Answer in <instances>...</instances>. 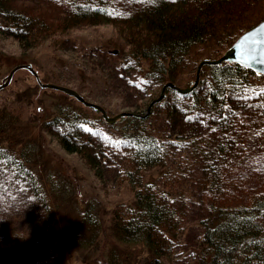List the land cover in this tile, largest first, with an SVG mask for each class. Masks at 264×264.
<instances>
[{
  "label": "trees",
  "instance_id": "obj_1",
  "mask_svg": "<svg viewBox=\"0 0 264 264\" xmlns=\"http://www.w3.org/2000/svg\"><path fill=\"white\" fill-rule=\"evenodd\" d=\"M263 18V0H0V39L11 38L24 51L49 40L64 47L66 34L76 27L114 25L119 41L107 44L123 60L121 77L130 102L125 107L143 114L166 82L181 86V70L197 46L214 43L213 51L221 55ZM33 87L20 92L21 104L24 96L30 100ZM56 92L64 100L53 114L45 109L35 125L65 151L78 154L101 181L113 173L135 191L134 205L122 206L125 210L117 209L112 217L119 241L142 245L150 264H165L162 258L171 255L184 232L183 213L174 196L148 181L145 172L167 168L173 159L175 170H166H171L167 181L190 179L210 192L197 238L209 264H264L263 74L236 62L205 65L191 92L167 87L149 116L113 125L76 105L74 97ZM1 99L0 177L10 171L46 206L45 237L19 236L26 264H60L55 243L47 240L54 225L44 194L48 188L31 167L35 136L23 131L20 113ZM261 165L257 184L250 185ZM80 213L68 237L88 247L99 236L100 217L91 203ZM109 260L121 264L115 255Z\"/></svg>",
  "mask_w": 264,
  "mask_h": 264
},
{
  "label": "rangeland",
  "instance_id": "obj_2",
  "mask_svg": "<svg viewBox=\"0 0 264 264\" xmlns=\"http://www.w3.org/2000/svg\"><path fill=\"white\" fill-rule=\"evenodd\" d=\"M117 36L115 26L110 23L76 27L66 34L68 39L64 47H56L49 40L28 51L22 50L13 39L1 37L0 83L15 64L32 59L41 80L47 79L42 81L73 87L86 99L103 105L110 114L132 110L125 107L130 102L121 77L123 60L120 55L111 53L107 44L109 40H117ZM214 47V43H204L194 49L181 70V86L195 78L200 59L220 55L213 51ZM195 57L198 62L193 64ZM48 76L52 77L51 81ZM32 86L30 100L24 96L21 104L20 92ZM56 91L41 88L35 75L20 69L11 83L1 89L0 98L20 113L23 131H31L35 136L31 167L43 188H48L44 194L51 205L54 225L47 240L55 243L60 264H109L112 255L117 256L121 264H150V255L142 245L124 244L114 234L111 221L116 210H125L135 203V191L127 181L115 180L113 173L107 174L106 182L101 181L78 154L65 151L50 133L35 125L45 109L53 114L58 101L64 100L56 96ZM74 100L76 105L89 108ZM174 165L172 159L167 168L156 167L145 172L148 181L157 183L174 196L176 206L183 213L184 232L174 243L171 255L162 260L165 264H209L208 252L201 251L197 238L202 232L201 220L208 211L210 192L196 187L190 179L167 181V174ZM168 168L172 169L166 173ZM262 169L263 165L255 170L250 185L257 184L255 178ZM88 203L100 217V233L93 245L79 247L70 240L68 233ZM45 216L46 206L21 179L10 171L0 177V264H26V249L19 236L33 240L45 237Z\"/></svg>",
  "mask_w": 264,
  "mask_h": 264
},
{
  "label": "water",
  "instance_id": "obj_3",
  "mask_svg": "<svg viewBox=\"0 0 264 264\" xmlns=\"http://www.w3.org/2000/svg\"><path fill=\"white\" fill-rule=\"evenodd\" d=\"M256 41H259L260 43H256ZM262 61H264V19H262L257 24L240 34L237 39L233 41L232 44L229 45V47L226 48L219 57H205L201 59L197 65L195 79H193L188 85L180 86L172 81L166 82L162 86L161 93L155 96L150 101L145 113L143 114L131 110H123L115 114H110L103 105L86 99L80 93V91L73 87L55 82L42 81L38 71L30 62L15 64L11 68L9 73L5 77H3L2 82L0 83V90L7 87L11 83L14 74L18 70L27 69L33 75H35L41 88H52L54 90L62 91L67 95L76 98L85 106L89 107L97 113H100L104 120H106L109 124L113 125L119 121H123L125 118L130 116H149L154 104L160 102L165 97L167 87H171L177 90L178 92L184 94L191 92L194 88L197 87L201 78V71L205 65L221 64L223 62H236L254 70L257 74L264 75V62Z\"/></svg>",
  "mask_w": 264,
  "mask_h": 264
},
{
  "label": "snow or ice",
  "instance_id": "obj_4",
  "mask_svg": "<svg viewBox=\"0 0 264 264\" xmlns=\"http://www.w3.org/2000/svg\"><path fill=\"white\" fill-rule=\"evenodd\" d=\"M256 43H260L259 41H256ZM262 62H264V61H262Z\"/></svg>",
  "mask_w": 264,
  "mask_h": 264
},
{
  "label": "bare ground",
  "instance_id": "obj_5",
  "mask_svg": "<svg viewBox=\"0 0 264 264\" xmlns=\"http://www.w3.org/2000/svg\"><path fill=\"white\" fill-rule=\"evenodd\" d=\"M181 142V141H180ZM242 164V163H241ZM236 167V166H235Z\"/></svg>",
  "mask_w": 264,
  "mask_h": 264
}]
</instances>
